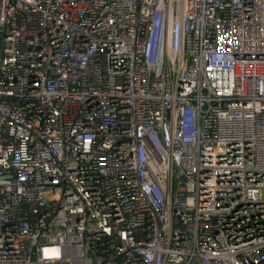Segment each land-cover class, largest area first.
I'll return each mask as SVG.
<instances>
[{"label":"built area","instance_id":"2783aa9c","mask_svg":"<svg viewBox=\"0 0 264 264\" xmlns=\"http://www.w3.org/2000/svg\"><path fill=\"white\" fill-rule=\"evenodd\" d=\"M0 264H264V0H0Z\"/></svg>","mask_w":264,"mask_h":264}]
</instances>
